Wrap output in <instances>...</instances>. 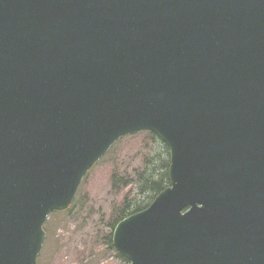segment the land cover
<instances>
[{
	"label": "water",
	"instance_id": "1",
	"mask_svg": "<svg viewBox=\"0 0 264 264\" xmlns=\"http://www.w3.org/2000/svg\"><path fill=\"white\" fill-rule=\"evenodd\" d=\"M169 185L115 225L129 264H264V0H0V264H37L121 137Z\"/></svg>",
	"mask_w": 264,
	"mask_h": 264
},
{
	"label": "rangeland",
	"instance_id": "2",
	"mask_svg": "<svg viewBox=\"0 0 264 264\" xmlns=\"http://www.w3.org/2000/svg\"><path fill=\"white\" fill-rule=\"evenodd\" d=\"M157 154L165 156V144L146 131L116 141L82 180L72 210L49 214L39 264H124L106 249L102 237L112 212L126 200L145 202L146 195L138 190L139 173Z\"/></svg>",
	"mask_w": 264,
	"mask_h": 264
},
{
	"label": "trees",
	"instance_id": "3",
	"mask_svg": "<svg viewBox=\"0 0 264 264\" xmlns=\"http://www.w3.org/2000/svg\"><path fill=\"white\" fill-rule=\"evenodd\" d=\"M146 132L151 136L153 140L159 139L154 133L149 131ZM165 149H166L165 156H160L159 154H157L156 156H151L150 158L147 159L149 166L145 169H142L139 173L138 190H139V194L146 195L145 202L142 205H140L139 203H135L134 205H132L126 200L123 203V205L120 206V208H117L112 212L108 220L109 229L108 231L105 232L104 236L102 237V240L104 242V245L106 246V249L112 251L115 254V256L119 258L121 262H123L124 264H129V261L126 258L120 256L112 245L111 236H112L113 228L116 225V223L125 216L145 208L153 200L156 194H158L161 190H163L165 187L169 185V179H168L169 155L166 146ZM75 202L76 200L74 199L71 205L69 206V208L63 211H54V213L66 212L70 208L72 210V206L74 207Z\"/></svg>",
	"mask_w": 264,
	"mask_h": 264
},
{
	"label": "flooded vegetation",
	"instance_id": "4",
	"mask_svg": "<svg viewBox=\"0 0 264 264\" xmlns=\"http://www.w3.org/2000/svg\"><path fill=\"white\" fill-rule=\"evenodd\" d=\"M123 219V218H122Z\"/></svg>",
	"mask_w": 264,
	"mask_h": 264
}]
</instances>
